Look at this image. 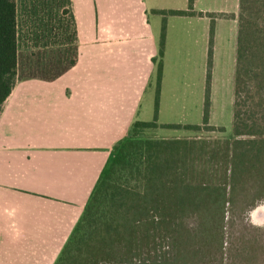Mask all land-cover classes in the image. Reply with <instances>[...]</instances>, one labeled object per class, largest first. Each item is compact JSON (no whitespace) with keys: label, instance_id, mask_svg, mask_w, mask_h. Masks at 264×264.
<instances>
[{"label":"trees","instance_id":"obj_1","mask_svg":"<svg viewBox=\"0 0 264 264\" xmlns=\"http://www.w3.org/2000/svg\"><path fill=\"white\" fill-rule=\"evenodd\" d=\"M35 2L36 60L19 74L16 0H0V108L18 79L52 81L77 61L70 0ZM193 4L155 11L163 20L153 59V120L134 122L113 147L54 264H264V229L243 221L264 200V0L237 4L232 138L141 137V131L157 128L224 132L209 124L208 72L201 124H157L165 18L210 20V69L213 23L230 16L196 12ZM48 45L58 46L57 55L40 58Z\"/></svg>","mask_w":264,"mask_h":264},{"label":"crops","instance_id":"obj_2","mask_svg":"<svg viewBox=\"0 0 264 264\" xmlns=\"http://www.w3.org/2000/svg\"><path fill=\"white\" fill-rule=\"evenodd\" d=\"M197 2L194 11L209 13ZM187 4L70 0L76 64L52 81L18 79L0 108V264H54L113 147L134 122L154 117L153 59L163 20L155 11L186 10ZM209 30L204 16L165 18L157 124H169L161 120L169 47H197L203 78ZM216 40L214 29L212 60ZM188 57L180 55L181 66ZM178 105L171 104L170 112Z\"/></svg>","mask_w":264,"mask_h":264},{"label":"rangeland","instance_id":"obj_3","mask_svg":"<svg viewBox=\"0 0 264 264\" xmlns=\"http://www.w3.org/2000/svg\"><path fill=\"white\" fill-rule=\"evenodd\" d=\"M35 0H16L17 7V32L19 46V74L36 60V50L31 34L34 28L33 7ZM238 0H198L196 6L205 9L209 13L226 14L233 17H218L213 26L217 29V40L215 42V57L211 60V67L208 69V99H209V124L222 128L224 132H194L186 130L170 129H146L141 131V137L154 139L173 138H201V139H231L232 138V112H233V74L235 65L236 45V22ZM183 6V4H181ZM185 5V4H184ZM187 6V5H186ZM185 7V6H184ZM40 45V44H39ZM51 46V48H50ZM39 47V46H35ZM213 49V45H212ZM57 45H48L40 58L48 59L57 55ZM188 57V61L181 66L180 55ZM199 50L197 47L189 51H178L170 46L167 52V63L162 83V125H200L203 117L204 99L206 91V76L200 74ZM182 70H184L182 72ZM183 100L185 103H183ZM179 105L174 112H170L171 104ZM171 103L169 106L168 104ZM203 103V104H202ZM188 104V108L181 105ZM153 120V119H152ZM150 120V121H152ZM158 123V122H157ZM259 207H264V200L259 202L244 217V224L248 228L264 229V220L254 222L253 212ZM259 213V212H258ZM260 212L258 215L263 214Z\"/></svg>","mask_w":264,"mask_h":264},{"label":"bare ground","instance_id":"obj_4","mask_svg":"<svg viewBox=\"0 0 264 264\" xmlns=\"http://www.w3.org/2000/svg\"><path fill=\"white\" fill-rule=\"evenodd\" d=\"M263 211H264V207H259L257 210L253 212L252 219L254 222L259 223L264 220V213L261 215H258L260 212H263Z\"/></svg>","mask_w":264,"mask_h":264}]
</instances>
